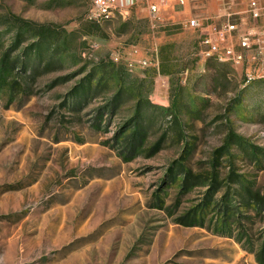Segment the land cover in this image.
I'll use <instances>...</instances> for the list:
<instances>
[{"label":"rangeland","instance_id":"374dc122","mask_svg":"<svg viewBox=\"0 0 264 264\" xmlns=\"http://www.w3.org/2000/svg\"><path fill=\"white\" fill-rule=\"evenodd\" d=\"M90 4L0 0V264H260L264 78Z\"/></svg>","mask_w":264,"mask_h":264},{"label":"built area","instance_id":"2783aa9c","mask_svg":"<svg viewBox=\"0 0 264 264\" xmlns=\"http://www.w3.org/2000/svg\"><path fill=\"white\" fill-rule=\"evenodd\" d=\"M143 1L91 0L87 18L100 23ZM178 1L182 3L183 0ZM216 1L218 11L210 18L213 22L207 27L202 17H193L187 22L189 27L204 33L200 40L204 47L203 57L235 66L250 65V72L246 68L249 78H264V0H246L242 12L230 9L234 0ZM148 11L153 21L161 20L156 6L150 5Z\"/></svg>","mask_w":264,"mask_h":264},{"label":"crops","instance_id":"0c3cea01","mask_svg":"<svg viewBox=\"0 0 264 264\" xmlns=\"http://www.w3.org/2000/svg\"><path fill=\"white\" fill-rule=\"evenodd\" d=\"M216 2V0H183L182 3H180L178 0H144L143 2L136 4L135 7H139L142 11H145L146 14H149V6L154 5L158 9L159 16H161L165 21L202 17V22L204 26L207 27L209 23L213 22L210 18L218 11L219 6ZM210 4H212V7H214L215 10H209ZM245 7L246 0H234V3L230 9L232 11L242 12ZM210 12H213V14L205 16Z\"/></svg>","mask_w":264,"mask_h":264},{"label":"trees","instance_id":"16d2710c","mask_svg":"<svg viewBox=\"0 0 264 264\" xmlns=\"http://www.w3.org/2000/svg\"><path fill=\"white\" fill-rule=\"evenodd\" d=\"M251 204H252V206H251L250 208L255 209V208H254V204H253V202H251ZM251 204H250V205H251ZM246 207H249V202H248V206L246 205ZM226 215H228V216H226V218L223 220V223H225L226 220L229 219V217L232 218V219L234 218V214H233V212L230 213V214H226ZM258 256H259V257H258ZM258 256H257V261H258L260 264H264V243H263V246H262V248H261V250H260Z\"/></svg>","mask_w":264,"mask_h":264}]
</instances>
